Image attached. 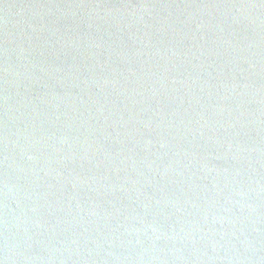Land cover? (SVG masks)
Returning a JSON list of instances; mask_svg holds the SVG:
<instances>
[{
  "label": "water",
  "instance_id": "obj_1",
  "mask_svg": "<svg viewBox=\"0 0 264 264\" xmlns=\"http://www.w3.org/2000/svg\"><path fill=\"white\" fill-rule=\"evenodd\" d=\"M0 264H264V0H0Z\"/></svg>",
  "mask_w": 264,
  "mask_h": 264
}]
</instances>
